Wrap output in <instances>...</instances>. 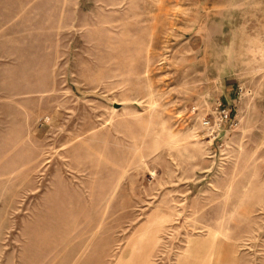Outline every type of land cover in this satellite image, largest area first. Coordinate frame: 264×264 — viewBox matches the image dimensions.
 <instances>
[{
  "label": "rangeland",
  "instance_id": "obj_1",
  "mask_svg": "<svg viewBox=\"0 0 264 264\" xmlns=\"http://www.w3.org/2000/svg\"><path fill=\"white\" fill-rule=\"evenodd\" d=\"M0 264H264V0H0Z\"/></svg>",
  "mask_w": 264,
  "mask_h": 264
},
{
  "label": "built area",
  "instance_id": "obj_2",
  "mask_svg": "<svg viewBox=\"0 0 264 264\" xmlns=\"http://www.w3.org/2000/svg\"><path fill=\"white\" fill-rule=\"evenodd\" d=\"M216 109L218 111V116H219V119L220 121H223V120H228L229 119V111L222 106L221 102H218L217 105H216ZM209 121L208 120H205V124H208Z\"/></svg>",
  "mask_w": 264,
  "mask_h": 264
}]
</instances>
